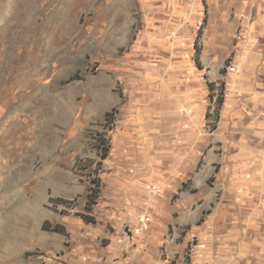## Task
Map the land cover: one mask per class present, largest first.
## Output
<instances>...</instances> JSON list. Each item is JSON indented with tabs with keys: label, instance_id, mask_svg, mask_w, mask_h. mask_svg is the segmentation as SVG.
Listing matches in <instances>:
<instances>
[{
	"label": "rangeland",
	"instance_id": "obj_1",
	"mask_svg": "<svg viewBox=\"0 0 264 264\" xmlns=\"http://www.w3.org/2000/svg\"><path fill=\"white\" fill-rule=\"evenodd\" d=\"M261 58L264 0H0V264H264Z\"/></svg>",
	"mask_w": 264,
	"mask_h": 264
},
{
	"label": "crops",
	"instance_id": "obj_2",
	"mask_svg": "<svg viewBox=\"0 0 264 264\" xmlns=\"http://www.w3.org/2000/svg\"><path fill=\"white\" fill-rule=\"evenodd\" d=\"M263 41V39H262ZM261 63H259L255 69L254 74L259 76V89L257 98L259 100V105L264 106V59L261 58ZM261 107V106H260ZM263 115H259L257 118V123L261 129L259 130V137H264V110L260 108ZM258 152L264 153V147L259 148ZM261 160V159H260ZM260 160L254 164V167L247 170L243 175H239L237 179V189L239 190L237 195L238 206L240 207L239 212L244 215H249L250 220L247 226H241L240 230L236 233L240 234L241 243L249 245V247L242 248L248 250V254H254L256 251L264 253V240L258 242V237L264 239V162ZM246 233H252V236L258 235L256 239L253 237V242L258 245L251 246V242L244 236ZM248 235V234H247ZM243 236V237H242ZM239 237L236 236L238 239ZM240 245V244H239ZM251 246V247H250Z\"/></svg>",
	"mask_w": 264,
	"mask_h": 264
},
{
	"label": "trees",
	"instance_id": "obj_3",
	"mask_svg": "<svg viewBox=\"0 0 264 264\" xmlns=\"http://www.w3.org/2000/svg\"><path fill=\"white\" fill-rule=\"evenodd\" d=\"M104 156H105V155H104ZM82 217H83L84 219H85V218H86V219L88 218L87 215H82ZM93 220H95V219H89V221H93ZM46 223H47V222H46ZM43 228H44V229H48V227H46L45 224L43 225ZM52 230H54V231H58V232H59V231H62L60 225H58V224L55 225V226L52 228Z\"/></svg>",
	"mask_w": 264,
	"mask_h": 264
},
{
	"label": "built area",
	"instance_id": "obj_4",
	"mask_svg": "<svg viewBox=\"0 0 264 264\" xmlns=\"http://www.w3.org/2000/svg\"><path fill=\"white\" fill-rule=\"evenodd\" d=\"M229 69H230L232 72H234V71L236 70L235 65H234V64H231V66L229 67Z\"/></svg>",
	"mask_w": 264,
	"mask_h": 264
}]
</instances>
